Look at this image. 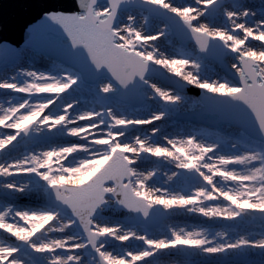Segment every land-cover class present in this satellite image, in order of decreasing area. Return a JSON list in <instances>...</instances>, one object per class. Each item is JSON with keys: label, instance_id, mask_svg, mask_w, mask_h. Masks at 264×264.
<instances>
[{"label": "snow or ice", "instance_id": "obj_1", "mask_svg": "<svg viewBox=\"0 0 264 264\" xmlns=\"http://www.w3.org/2000/svg\"><path fill=\"white\" fill-rule=\"evenodd\" d=\"M125 5L148 13L140 27L133 14H128L121 26L119 14ZM76 7L77 11H52L43 16L44 30L66 37L59 45L60 55L68 64L64 75L18 71L0 80V90L25 94L20 102L0 108V129L13 130L0 135V155H10L14 142L30 132L55 130L84 141L0 162V177L4 178L0 189L5 195L27 191L28 185L19 184L14 177L28 174L43 182L36 187L48 196L44 208L5 207L0 211V230L18 242L0 243V264H23L18 255L22 251L37 254L32 264H153L149 258L170 249H194L206 256H218L242 254L251 248L264 256V232L258 239L241 235L228 241L224 239L227 233L217 232V240L209 239L204 231L170 228L168 237L152 238L101 216L104 209L116 206L138 213L146 221L157 209H186L228 221L254 211L264 221V17L249 24L248 17L254 13L243 5H225L221 0H194L180 6L171 0H76ZM218 12L230 27L201 22L205 17L214 19ZM150 17H162L164 27L146 32ZM170 32L194 41L192 52L176 57L159 51L155 42ZM250 40L259 41V49L250 46ZM28 51H15L13 56L19 59ZM229 52L236 61L231 69L237 83L202 75L209 57L219 58ZM153 66L178 78L173 82L175 91L152 82L149 73L156 70ZM21 76L26 79L18 80ZM184 85L211 94L210 99L226 98L214 103L217 110L245 123L246 150L221 154L219 141L204 143L194 136L179 140L165 136L163 144L150 142L147 135L129 138L130 130L163 121L184 100ZM84 91L102 110L80 109L74 94ZM33 97H37L36 102ZM156 98L163 104L153 109L147 102ZM133 100L144 104L146 117L118 114ZM250 122H254V130ZM159 132L158 127L151 128L152 136ZM231 147L237 149L238 143ZM78 153L84 156L77 160L74 154ZM148 157L167 160L176 169L192 174L182 176L173 171L167 175L168 181L175 178L182 184L195 179L198 186L188 195L147 186L156 172L138 171L137 163ZM9 217L15 222H8ZM69 230L74 231L63 238H44ZM130 240L142 242L143 247L122 254L106 248L111 241ZM57 250L75 254L61 255ZM81 251L92 259L86 262Z\"/></svg>", "mask_w": 264, "mask_h": 264}, {"label": "rangeland", "instance_id": "obj_2", "mask_svg": "<svg viewBox=\"0 0 264 264\" xmlns=\"http://www.w3.org/2000/svg\"><path fill=\"white\" fill-rule=\"evenodd\" d=\"M177 2V3H174ZM171 2L174 5L180 6V5H188L193 4L194 0H171ZM222 3H226V5H232V4H240L246 7L247 4L248 7L251 9L250 12L254 13L255 15H250L248 17V23L253 24V21L260 20L262 17H264V0H222ZM133 14L137 17V27L141 26L142 23V17L144 15H148L147 12L140 11L139 9L131 8L128 12H122L119 15V20L121 22V26H123L124 23L127 22V15ZM150 24L145 27L146 32H154L156 28H163L164 23L161 22L159 19L151 18L150 17ZM201 22H209L213 26H219V27H230V25L227 24L226 18L222 15V12H218L214 19L205 17L201 20ZM244 22V21H241ZM237 35H242V33H237ZM61 42H66V40H62ZM160 42L164 43V47H170L173 52L179 51L180 54L178 57L184 55L186 52H192L194 48L193 43H188L187 45H182L176 38H174L170 33L167 37H162L160 40L155 42V45L159 44ZM250 46L253 48L259 49L260 42L259 41H249ZM177 47V48H176ZM26 48H19L18 51H23ZM30 50V49H29ZM196 52L198 53L197 49ZM236 62L234 59V56H229L227 59H225V63L227 67L231 69V64ZM205 68L202 69V75H210L214 73L215 76L219 80H227L224 73L222 72V68L215 64L214 61H205ZM66 68L57 67L55 63L50 62L47 58L44 56H41L39 54H36L33 50L28 51L23 57L19 58L15 62L12 63V67H8L7 69H4L0 71V80H3L5 78H10L12 75H14L18 71H36V72H44L45 74H52V75H64V70ZM163 70V69H162ZM166 72L165 70H163ZM233 71V70H232ZM167 73V72H166ZM216 73V74H215ZM167 75H171L170 73H167ZM172 76V75H171ZM18 80L22 81L26 79L25 77H17ZM153 83H156L158 86L165 88L162 86V84L152 81ZM231 83V82H229ZM169 91L168 88H166ZM25 94H18L14 93L11 90H0V108H6L10 106V103L8 99L14 100L15 103H18L24 98ZM74 95L78 96L79 98V107L81 110L85 109H96V110H102L99 108V105L96 104V102L92 99V97L87 93V91H84L82 93H75ZM183 95V94H182ZM184 100L181 102L182 107L181 108H174L169 111V114L163 121L155 122L152 126H142L134 131L130 130L128 136H135L140 135L144 136L147 135L151 138H153L154 143L163 144L165 143L164 138L158 139L156 136H152L151 134V128L152 127H164L165 129H169L170 133L164 134V137H169L173 139H186L189 136H194L196 139L200 142L208 143V142H214L219 141L221 143V154L225 155H232V154H238L239 151L246 150V146H248L247 136L244 135L240 130L229 128L228 126L222 125L220 128V132L216 129H208L202 126H198L195 124H189L185 123L183 120H176L174 115L176 113H185L189 112L195 109H198L201 107V104L198 102V100L192 96H185L183 95ZM21 99V100H20ZM37 97H33L32 101L36 102ZM149 105H151V108L157 109L160 107V105L163 104L162 101H159L158 98L150 100L147 102ZM132 106H128L127 108H121L118 110V114H124L128 116L129 118H144L148 115V112L146 110V107L144 104H140L138 109H132ZM55 110V109H51ZM84 123V122H80ZM13 130L10 129H0V135L4 133H11ZM35 138V139H34ZM76 137H70L66 133H60L55 130L52 132H48L47 130L43 132H30V135L28 137H20L18 138L17 142H14L15 147H12L10 149V155L3 156L0 155V162H4V160H12L13 158H19L23 157L24 155H30L34 153H39L41 151L50 150L51 148L55 147H61V146H68L72 143H81L78 139L75 140ZM232 143H238L237 149H233L231 147ZM157 160L155 157H148L145 160H141L137 163V169H152L155 167L154 162L149 163L150 161ZM162 160V159H161ZM167 161V160H162ZM259 166L258 163L256 165ZM235 167L237 171H243L244 169L241 166H230ZM171 171L180 172L182 173V176H188V173L184 170L176 169L174 164H172ZM156 176L153 177V179H157L160 170L155 171ZM32 177V175L28 174H20L17 175V177ZM15 178V177H14ZM2 177H0V183H2ZM185 188L180 189L182 192L186 190L188 187L195 188L198 186V181L194 180L193 183L190 180H187L185 182ZM232 186V185H229ZM190 194V193H189ZM188 195V194H185ZM5 197V198H4ZM46 200V193L41 190V193L39 194H30L27 191L23 193H12L10 195H5L4 190L0 189V206L3 205L5 207H12L14 209L26 208V209H40L47 206V204H44L43 201ZM221 203H227L221 201ZM165 219L164 221L157 227L150 229L148 231L145 227H131V226H125V223H120V226L127 227V229L131 228L133 230H136L140 234H146L152 238H164L163 233L165 231V224L169 221H172L175 219L177 222H183L186 223L189 226H192L194 229H201L202 231L206 232L209 239L216 238V233H227L224 232L225 230H230L229 225H235L236 231L238 229V225L241 224L242 226L248 225V228L244 230V234H239L242 236L248 237L250 234H254L255 237H259V235L264 232V225L263 221L258 220L254 221V215L251 211L247 215H245L243 218H238L236 221H228L224 220L222 218H215V219H209L207 217L203 216V219L200 218L199 213H193L196 215H179L174 218V212L168 211L165 212L164 210L160 209ZM199 216V217H198ZM202 216V215H201ZM12 218H8V222H12ZM110 221V220H108ZM113 222V221H110ZM115 223V222H113ZM126 229V230H127ZM185 231H193L191 228L189 229L184 228ZM71 231L69 230L66 233H62L63 237H65L68 234H71ZM151 233V235L149 234ZM155 234V235H153ZM39 235V234H38ZM153 235V236H152ZM61 237V238H63ZM47 238V236L45 237ZM237 238L233 234L227 233V240L231 241L233 239ZM253 238V237H250ZM257 239V238H255ZM0 243L5 244H15L18 243L15 241V238L11 237L9 234L4 233L2 230H0ZM23 247V246H22ZM140 247H143L142 242L140 241H134L130 240L127 242H119V241H111L107 246L108 251H113L115 254H122L123 251H138ZM30 251V250H29ZM67 252V251H66ZM70 253V252H68ZM175 253V254H174ZM35 253H31V255L25 254V252L19 253V258L23 261V264H32V258L31 256ZM75 254V253H72ZM79 254L83 256L85 261H90L92 259L91 256L84 255L83 251H81ZM238 253H226L218 256H206L197 250L194 249H170L165 250L164 252L160 253L158 256H155L153 258H149L150 261L153 262V264H245L244 262L240 263H232V262H225V263H214V262H206L209 259L216 258L223 256L224 257H233L236 256ZM37 255V254H35ZM241 255L243 258V261H251L246 264H261V261H264V256H262L258 249H246L243 250ZM155 261H158L157 263Z\"/></svg>", "mask_w": 264, "mask_h": 264}, {"label": "water", "instance_id": "obj_3", "mask_svg": "<svg viewBox=\"0 0 264 264\" xmlns=\"http://www.w3.org/2000/svg\"><path fill=\"white\" fill-rule=\"evenodd\" d=\"M103 2L104 0H100V3ZM131 8L144 11L140 7L125 5L121 7L120 12H128ZM77 10L76 0H0V71L6 69L16 61L17 58L13 56V52L17 51L20 47L31 49L35 53L45 56L49 61L55 62L62 67H68L65 58L60 55L59 49V45L62 44L60 43V39H66V37L62 36L59 32L44 30L42 27L44 25L43 16L52 11L73 12ZM154 18L163 20L162 17ZM34 29L36 31H33ZM172 35L182 45L188 42L194 43L190 38L181 37L174 33ZM233 55L229 52L225 56L219 58L209 57L207 60H213L218 64L227 79L235 84L237 83V78L234 76V72L227 68L224 61L225 58ZM153 67L156 70L149 73L150 79L175 91L173 82L178 78L167 75L162 69L156 66ZM181 94L196 97L203 106L195 111L177 114V119L184 117L198 125L217 129L221 125H228L231 128H238L245 133L246 125L238 117H234L226 111L217 110L214 101L226 98L215 97L214 99H210L209 96L211 94H206L202 90L188 85H184ZM140 104L141 102L139 100L132 101V106L134 107H138ZM254 128V122H250V129L254 130ZM253 134H255L254 131ZM46 203H48V196ZM252 213L254 215L255 212ZM101 216L105 219L110 218L126 223L129 226H145L149 229L157 227L164 220L163 213L159 209L150 212V218L146 221L142 215L128 213L126 209H121L116 206L106 208L101 213ZM255 216L257 219H260L259 213H256ZM255 216L254 221H258L255 220ZM152 220H154V224ZM226 259L230 258H221V260ZM234 259H238V256L234 257Z\"/></svg>", "mask_w": 264, "mask_h": 264}, {"label": "bare ground", "instance_id": "obj_4", "mask_svg": "<svg viewBox=\"0 0 264 264\" xmlns=\"http://www.w3.org/2000/svg\"><path fill=\"white\" fill-rule=\"evenodd\" d=\"M174 3H177V2L174 1ZM248 5L249 4H247L245 8H247L249 11H251V9L248 7ZM156 46L159 49V51L163 52L166 56H176V57H178L179 54H180L179 51L173 52L172 49H170V47H164V43H162V42H160ZM215 76L218 77V75H215ZM215 76H214V73L213 74H210V75H207L208 78H210L212 80H217L218 78L215 77ZM152 81H154V80L152 79ZM8 101L11 102V103H15V101L14 100H11V99H8ZM181 107H182V103H180L179 105H177L175 108H178L179 109ZM159 129H160V132L156 136L158 139H161L162 140L164 138V134L170 133V130L169 129H165L164 127H160ZM131 137L129 136V138H131ZM77 139L78 138H76L75 140H77ZM152 141H153V138L150 137V142H152ZM80 142L81 143H84V141H80ZM74 156H75V159L78 160V159L82 158L84 156V154L83 153H78V154H74ZM71 160H72V158L70 157L69 158V162H71ZM153 162L155 164V167L152 168V169H149V168L148 169H137L138 171H141V172L152 171V170H154V171L160 170L161 171V172H159V175H158V178L157 179H153L152 178L150 181H148L147 186H149V187H155V188H160L162 191H164V190H168L169 192L180 191L181 194H183V195L189 194L190 192H192L194 190V188L188 187V188H186V190H184L182 192V190H180V189H184L185 188V183L178 184V182L176 181L175 178H174L173 181H168L167 180V175L172 172L171 171L172 163H170L169 161H162L161 159L160 160H158V159L157 160H153V161H150L149 163H153ZM32 176H33V178L32 177H27V176H25V177H17V176H15L14 179L19 184H26V185H28V190H27L28 193H30V194H39V193H41V189L37 188L36 187V184H43V182L42 181H39V178L38 177H35L34 175H32ZM9 179H13V178H9ZM2 181L4 182V178L3 177H2ZM3 209H4V206L1 205L0 206V211H2ZM18 209H20V210H29V209L21 208V207H19ZM171 211L174 212V214H172V215H174V218L176 216H179V215H186V216H188V215H196V214L187 212L186 209H174V210H171ZM200 218L203 219V216L200 215ZM12 222H15V221L13 220ZM110 223H112V224H119V223H113V222H110ZM236 225H238V229L236 231H234L233 229H230V230H225L224 232L233 234L234 236L238 237V236H241L239 234H244L243 233L244 230H246V228H248V225H245V226H242L241 224H236ZM187 227L189 229L191 228L193 231H202L201 229H197V228L194 229L192 226H189L186 223L177 222L175 219H173L172 221H169V222H167L165 224V231L163 233L164 234L163 237L166 238V237H168L170 235V232H169V229L170 228H173V229H177L178 230L180 228H187ZM126 229H127V227H125V230ZM149 234L151 235V233H149ZM153 235H155V234H153ZM61 237H63V234L62 233L53 232V233L47 234V238L46 239L61 238ZM248 237H253L252 239H255V238L258 239L259 238V237H255L254 234H250ZM224 239L227 240V235L225 236ZM217 240H219V238ZM221 242H223V241H221ZM57 254L67 255V254H72V253H68L65 250H57ZM155 262L157 263L158 261H155ZM165 264H168V263H165Z\"/></svg>", "mask_w": 264, "mask_h": 264}]
</instances>
